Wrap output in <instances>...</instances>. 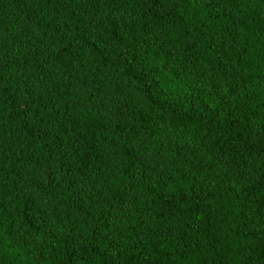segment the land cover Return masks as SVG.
<instances>
[{
    "label": "trees",
    "instance_id": "trees-1",
    "mask_svg": "<svg viewBox=\"0 0 264 264\" xmlns=\"http://www.w3.org/2000/svg\"><path fill=\"white\" fill-rule=\"evenodd\" d=\"M0 264H264V0H0Z\"/></svg>",
    "mask_w": 264,
    "mask_h": 264
}]
</instances>
